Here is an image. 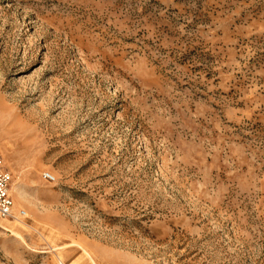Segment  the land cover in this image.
Returning <instances> with one entry per match:
<instances>
[{"label":"rangeland","instance_id":"374dc122","mask_svg":"<svg viewBox=\"0 0 264 264\" xmlns=\"http://www.w3.org/2000/svg\"><path fill=\"white\" fill-rule=\"evenodd\" d=\"M0 154V264H264V0H0Z\"/></svg>","mask_w":264,"mask_h":264},{"label":"built area","instance_id":"2783aa9c","mask_svg":"<svg viewBox=\"0 0 264 264\" xmlns=\"http://www.w3.org/2000/svg\"><path fill=\"white\" fill-rule=\"evenodd\" d=\"M43 177L48 181H53L55 177L50 172H44ZM11 173L4 168L3 158L0 154V220L12 219L15 217L14 199L11 194ZM20 217H26V211H19Z\"/></svg>","mask_w":264,"mask_h":264},{"label":"crops","instance_id":"0c3cea01","mask_svg":"<svg viewBox=\"0 0 264 264\" xmlns=\"http://www.w3.org/2000/svg\"><path fill=\"white\" fill-rule=\"evenodd\" d=\"M19 203V202H17ZM18 205V204H16ZM17 206H15V210ZM25 210V209H24ZM5 223H0V229L7 231V232H11L12 237H15L17 239H21L23 238V231L25 230H29L31 228H33L32 226H30L29 224H27L26 219L24 218V221H17V220H12V219H3ZM85 253L87 254V256L89 257V260H91V262H93L92 264H96L95 258L92 254L91 251L88 250V248L84 249ZM61 264H64L63 262H61Z\"/></svg>","mask_w":264,"mask_h":264},{"label":"bare ground","instance_id":"6f19581e","mask_svg":"<svg viewBox=\"0 0 264 264\" xmlns=\"http://www.w3.org/2000/svg\"><path fill=\"white\" fill-rule=\"evenodd\" d=\"M15 209V208H14ZM15 211H17V210H15ZM20 211V210H19ZM19 211L16 213L15 212V217L12 219V220H17V221H24V218H26V217H20L19 216ZM26 211V210H25ZM30 215H31V212L29 211H26V216L29 218L30 217ZM29 220V219H28Z\"/></svg>","mask_w":264,"mask_h":264}]
</instances>
